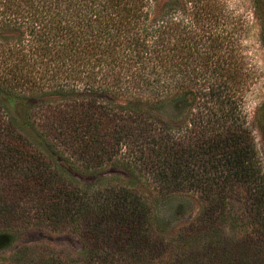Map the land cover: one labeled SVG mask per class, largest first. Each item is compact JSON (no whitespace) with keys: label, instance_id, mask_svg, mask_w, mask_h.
I'll use <instances>...</instances> for the list:
<instances>
[{"label":"trees","instance_id":"1","mask_svg":"<svg viewBox=\"0 0 264 264\" xmlns=\"http://www.w3.org/2000/svg\"><path fill=\"white\" fill-rule=\"evenodd\" d=\"M244 27L219 0H0V33L15 34L0 42V244L14 236L27 198L29 219L88 229L95 242L80 264H190L161 260L184 244L152 225L154 203L191 191L204 197L193 233L205 235L199 243L211 264H264L260 191L247 212L249 235L222 253L214 240L225 187L254 172L243 167L236 124L252 77L240 51ZM7 98L25 107L21 119ZM188 114L195 121L187 128ZM116 146L144 173L146 195L133 182L75 179L77 168L106 165ZM65 153L77 159L64 165ZM201 159L223 170L196 178L187 163Z\"/></svg>","mask_w":264,"mask_h":264},{"label":"rangeland","instance_id":"2","mask_svg":"<svg viewBox=\"0 0 264 264\" xmlns=\"http://www.w3.org/2000/svg\"><path fill=\"white\" fill-rule=\"evenodd\" d=\"M219 2L222 8L228 10L232 16L241 18L245 24L244 31L241 32L240 51L243 54V61L251 70L252 77L247 83L248 87L245 88L236 124L240 125L242 130L238 140L245 146L242 151V158H245L243 167L247 168V175L252 169L254 170L253 175H248L246 180L233 177L229 188L225 187L229 204L224 210L226 215L222 219L223 225L218 228L214 239L217 246L221 247L222 253L226 249L229 250L230 247H236V241L249 235L247 212L253 207V190L262 192L264 198V0H219ZM260 34H262V41ZM1 38L12 43L15 34L7 31L1 32L0 42ZM5 73L6 71L0 67V79ZM0 96L6 98L2 93ZM7 103L17 119H21L25 107L22 104L17 106V102L11 98H7ZM98 103L101 104L102 99ZM103 105L107 106V104ZM196 107L194 106L192 113L199 109ZM172 112L169 113L173 114ZM166 116L161 115L159 118L164 122L171 123V120L167 118L169 116ZM186 120L187 128L195 121L190 114ZM150 121L154 120L150 119ZM126 151L123 147L116 146L112 152L114 156L108 157L106 165L92 171H85V166L77 168L74 171L75 179H78L82 184L92 185L98 181L99 177L113 178L120 183L133 182L146 195L150 190L147 189L148 186H145L144 173L133 170V166L127 160ZM201 152L207 153L209 148L200 149L198 153ZM75 153L78 154V152ZM190 155L191 152L187 154L188 160L192 159ZM69 156H72V159H69ZM62 158L64 161L60 162L65 165L72 164L73 158L77 159V156L65 153ZM192 163L194 164L187 163L189 164L187 171H192L191 175L197 174L196 178H200L199 175L203 173H206L203 178H207L210 173L223 170L219 164H215L216 168L214 169V164H206L202 159L198 162L193 160ZM95 164L101 166L102 163L96 161ZM95 164L93 163L92 166H96ZM131 169L134 173L130 172ZM249 169L251 170L248 171ZM18 195L21 193L18 192ZM170 197L172 199L162 206L160 204L158 208L156 206L158 204L154 203L153 209L155 211L156 207V212H153V216L155 214L156 219L152 227L155 232H161L167 240L181 238L180 242L184 245L181 246L180 243L174 241L172 244L178 243L176 245L178 248L174 251L171 249L169 254L161 260H192L190 264H211L212 255L206 254L199 243L201 240L202 244V238L205 235L203 232L193 233V227L197 226V218L202 213L204 197L191 191L176 193ZM20 204L21 207L18 211L25 212L22 216H18L19 225L11 240L0 244V264H80L82 260L86 259V256L81 255V251L95 242L91 238L92 234L88 233V229L82 226L78 227L72 222L64 224L49 222V220L40 219V217L38 220L29 219L28 216H33L30 208H26L30 206V202L24 198ZM26 210L29 213H26ZM181 247L186 250L184 255L180 253L183 251ZM19 249H22L20 260H8L11 254ZM118 258H120L118 260H123L121 259L123 257ZM101 259L104 260L103 255ZM213 259H215L214 256ZM243 260H254V257L249 256ZM228 264H236V261L230 260Z\"/></svg>","mask_w":264,"mask_h":264}]
</instances>
